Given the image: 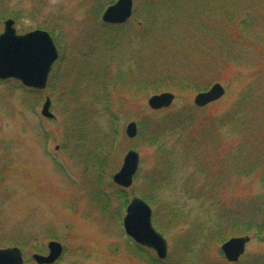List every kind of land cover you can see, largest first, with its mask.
Here are the masks:
<instances>
[{
  "label": "rangeland",
  "instance_id": "obj_1",
  "mask_svg": "<svg viewBox=\"0 0 264 264\" xmlns=\"http://www.w3.org/2000/svg\"><path fill=\"white\" fill-rule=\"evenodd\" d=\"M116 1L0 0V34L6 19L16 21L19 34L47 26L60 53L43 91L0 80V248L19 247L25 264L48 253L50 241L65 249L55 264H264V241L255 231L236 236L251 240L230 262L215 230L239 211L264 205V0H221L223 7L209 0L168 7L170 1L166 8L159 0L155 12L149 0H134L132 18L105 30L102 15ZM218 7H228L231 22L213 13ZM185 13L194 19L186 21ZM155 58L184 89L177 79L152 84L163 69ZM134 79L143 86L133 87ZM216 83L225 95L197 107L196 95ZM164 92L175 95L173 104L151 110L149 98ZM47 98L54 119L41 114ZM232 118L246 127L234 130ZM133 121L139 131L129 139ZM139 122L147 125L142 135ZM114 128L117 140L96 149ZM251 130L256 136L244 140ZM130 150L140 165L124 189L113 176ZM101 157L103 177L95 168ZM133 197L152 208L153 225L168 243L166 259L126 235Z\"/></svg>",
  "mask_w": 264,
  "mask_h": 264
},
{
  "label": "water",
  "instance_id": "obj_2",
  "mask_svg": "<svg viewBox=\"0 0 264 264\" xmlns=\"http://www.w3.org/2000/svg\"><path fill=\"white\" fill-rule=\"evenodd\" d=\"M134 0H118L103 13L102 20L107 24H124L133 15ZM15 21L8 19L5 30L0 35V79H17L29 88L44 90L47 87L53 64L59 58L58 48L52 36L43 30H36L24 35H18L14 28ZM226 93L225 88L214 84L208 91L201 92L194 98L198 107L220 100ZM175 95L170 92L153 95L148 100L150 109L158 111L170 107ZM51 100L46 99L42 115L54 118L51 112ZM126 135L134 139L138 135V125L135 121L126 127ZM140 155L130 150L124 157L120 170L113 176L115 184L128 189L132 186L134 177L139 169ZM153 212L150 205L140 197H134L126 210L123 226L126 234L136 243L153 249L161 260L168 256V243L153 225ZM251 238L235 237L225 242L221 249L230 262H237L245 253L246 245ZM49 255L35 254L33 259L38 264H54L63 254V246L57 241L48 244ZM0 264H24L20 248L0 249Z\"/></svg>",
  "mask_w": 264,
  "mask_h": 264
},
{
  "label": "trees",
  "instance_id": "obj_3",
  "mask_svg": "<svg viewBox=\"0 0 264 264\" xmlns=\"http://www.w3.org/2000/svg\"><path fill=\"white\" fill-rule=\"evenodd\" d=\"M158 1L159 0H149L150 3L149 2L147 3L148 4L147 5L148 9L151 10L152 12H155V10H157V11L161 10V9H159V7H157V9H155L156 8V3ZM170 1L173 2V3H172L171 6H168V7H174V6H178L179 4H184L185 2H191V0H161L158 3V5L163 6V8H166V5ZM220 2H221V0H209L208 1V3L217 4L218 6L223 7L224 5H219V4H221ZM220 7H218L219 11H217V12L214 11L213 13L216 14V15L218 14V15L222 16L220 10H224V11H226V12H224V17L223 16L222 17L221 16H217V17L218 18L220 17L221 20L222 19L226 20V22H231V17H230V15L227 12L228 7H225V9L224 8H220ZM230 11H232V10H230ZM219 12H220V14H219ZM185 14L187 16L186 21H188V19L190 18L188 22L193 20L194 17H195V15L193 13L191 15L189 13H185ZM99 16H100V12L95 16V20L96 21H99ZM153 24H157V19L153 20ZM101 26H102L103 29L109 30V31L112 30L113 27H115L113 25H103V24ZM46 28H47V30L50 31V33L53 36H55V39H56V32L53 29H50L47 26H46ZM200 31L203 32V33H210L211 32L210 28L208 26H206L205 24H200ZM179 39H183V37H179ZM142 42L144 43V39H142ZM155 60L160 63V66L163 69H165V71L163 72V69H162V72L159 74V77H157V79L153 80L152 84L154 86H158V85H160L162 79L170 81L171 84H173V83L176 84V79H177V81H180L179 82L180 83L179 86L181 87V89H184L183 87H185V86H183L181 84L185 83V82L183 80H181L179 78H175V76L173 77L171 74H169L170 72L166 69V67H167L166 65L167 64L166 65L164 64V59L163 58L162 59L155 58ZM163 65H165V67H163ZM119 75L120 74L115 76L116 80L119 77ZM109 79H110L109 82L111 83V85H114V87H115L116 86V81L113 80V76L110 77ZM137 80L134 79L132 81L133 82V87L141 88L143 85H140ZM240 104L242 105L243 103H238L237 106H239ZM241 105H240V107H241ZM106 106H107V108L109 110L110 109V104L106 105ZM110 111H111V109H110ZM231 113L234 114V109L231 111ZM231 117H233V115ZM116 121H117V118L113 117V123L116 122ZM248 121L250 122L249 119H248ZM257 123L258 124H262V122H260V121H258ZM229 124L232 125L233 128L235 127L234 130L239 131V132H241L243 130V129L239 130L240 129L239 127L245 128L246 125H247V123H246V125L244 127V122L242 121L241 118H235V119L232 118L231 121H229ZM139 126H140V134L142 135L143 134V130H147V125H144L146 128L145 127L143 128V124L139 122ZM251 126H252L251 129H258L259 128L257 125L256 126L255 125L254 126L251 125ZM157 132L158 131H154V132L152 131L150 133L151 134L150 138H148L150 143L154 144L158 140L157 139V136H158ZM244 132H245V130H244ZM252 132H256V131H254V130H251V132L248 131L249 134H248L247 137H244V140L249 139L251 136H256V134H253ZM118 137H119V130L117 128H114V129H112L111 135H109V136L106 135L104 139L99 141V144L97 146H95V148L98 149L99 151H101L103 149H108V147H110L108 142L109 141L114 142V141L117 140ZM83 139H84V137H81V140H83ZM98 155L99 154H97V157H98ZM236 157L240 158L242 156H240V154H237ZM96 162H98L96 164V167H95L97 169L98 176L99 177L100 176L103 177L105 175L104 171L107 168V163L105 162L104 159H102V157H101V159H99V161H96ZM198 167L201 168L199 165H198ZM261 177L264 180V174H262ZM100 179H102V178H100ZM157 183H159V182H157ZM215 185L216 184H214L212 186L215 187ZM100 195H101V197L102 196L104 197V200H106L105 194L103 192H100ZM122 196L124 197V195H122ZM127 202H128V200H126L125 204H127ZM234 217H239L238 218L239 220L236 221L237 224L233 223L232 225H228L229 221H233L234 222ZM234 217L227 218L229 221L226 219L225 223H222V224L218 225L215 228V230L217 231L216 241L218 243H224L225 241H227L228 239H230L232 237H235V236L241 235V234H249L252 231H255L256 237H259L262 241H264V205L263 204H261L260 202L259 203L257 202L254 205V208H252V209H250L248 211V214H246L245 212L239 211L238 213L235 214ZM246 217L249 218L247 223L244 222L247 219Z\"/></svg>",
  "mask_w": 264,
  "mask_h": 264
},
{
  "label": "flooded vegetation",
  "instance_id": "obj_4",
  "mask_svg": "<svg viewBox=\"0 0 264 264\" xmlns=\"http://www.w3.org/2000/svg\"><path fill=\"white\" fill-rule=\"evenodd\" d=\"M8 19H6L5 21H4V28H3V32H4V30H5V22L7 21ZM13 20V19H12ZM15 21V20H14ZM125 24V23H124ZM15 25H16V21H15V24H14V28L16 29V27H15ZM121 25H123V24H116V25H114V26H121ZM36 30H43V31H47L48 33H50V31L49 30H47L46 28H42V27H37V28H35V29H32V30H30V31H27L26 33H22V34H20V35H24V34H27V33H30V32H33V31H36ZM17 31V30H16ZM2 32V33H3ZM1 33V34H2ZM18 33V32H17ZM19 34V33H18ZM51 34V33H50ZM52 35V34H51ZM138 246H140V245H138ZM143 247V246H142ZM43 255H48V253H45V254H43ZM37 264V263H36Z\"/></svg>",
  "mask_w": 264,
  "mask_h": 264
}]
</instances>
